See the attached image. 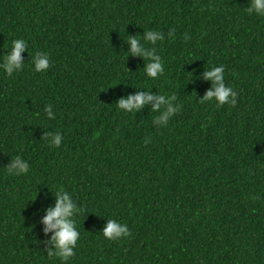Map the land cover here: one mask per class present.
<instances>
[{
  "label": "trees",
  "instance_id": "1",
  "mask_svg": "<svg viewBox=\"0 0 264 264\" xmlns=\"http://www.w3.org/2000/svg\"><path fill=\"white\" fill-rule=\"evenodd\" d=\"M248 3L0 0V55L28 45L21 70L0 69V264H60L41 222L58 190L79 208L65 264H264V16ZM145 31L165 38L145 43ZM128 36L155 48L163 75L146 77ZM221 64L235 104L202 99L204 70ZM145 90L175 95L167 125L152 123L154 101L117 108ZM57 132L58 148L45 137ZM17 155L27 174H7ZM107 219L130 235L104 238Z\"/></svg>",
  "mask_w": 264,
  "mask_h": 264
},
{
  "label": "clouds",
  "instance_id": "2",
  "mask_svg": "<svg viewBox=\"0 0 264 264\" xmlns=\"http://www.w3.org/2000/svg\"><path fill=\"white\" fill-rule=\"evenodd\" d=\"M246 11L257 16H264V0H250ZM171 35V33H169ZM164 35L159 31H145L142 40L145 43L155 45L157 41H163ZM127 43L130 45L126 52L128 55H140L148 63L144 64V73L146 77L156 79L163 75V61L156 54L155 48H146L141 39L136 36H128ZM28 51L27 42L22 38L13 39L11 48L6 54L0 55V69L11 76L14 72L21 70L24 63L21 62V52ZM33 68L36 72H45L49 68V55L47 52H37L32 57ZM203 76L206 80H211L213 87L209 89L203 100L211 101L215 98L217 105L235 104L236 92L232 87L226 86L224 83V66L209 65L204 70ZM175 95H150L148 90L143 93L128 95L117 101L116 106L119 110L127 113H134L141 109L149 101H154L153 112L159 115L154 117L152 123L154 125L165 126L169 118L177 113L180 109L179 104H174ZM48 119H55L54 113L50 105H46L44 109ZM51 146L60 147L62 135L60 133H46ZM7 174L24 175L29 171V164L26 160H22L19 155L12 158L11 162L5 167ZM79 208L72 196L63 190H58L55 194V204L45 211L41 222L45 225V233L54 230L50 238V243L54 250L48 251L49 258L56 257L60 264H65L73 255L76 242L79 239V232L76 229L73 217L78 213ZM100 234L108 239L115 240L121 237H128L130 231L126 224L120 223L118 220L107 219V223Z\"/></svg>",
  "mask_w": 264,
  "mask_h": 264
}]
</instances>
